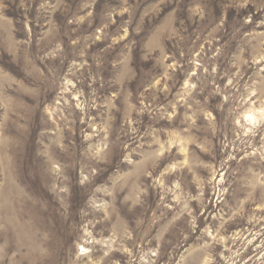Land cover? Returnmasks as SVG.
Returning a JSON list of instances; mask_svg holds the SVG:
<instances>
[{"label": "rangeland", "instance_id": "374dc122", "mask_svg": "<svg viewBox=\"0 0 264 264\" xmlns=\"http://www.w3.org/2000/svg\"><path fill=\"white\" fill-rule=\"evenodd\" d=\"M0 264H264V0H0Z\"/></svg>", "mask_w": 264, "mask_h": 264}]
</instances>
